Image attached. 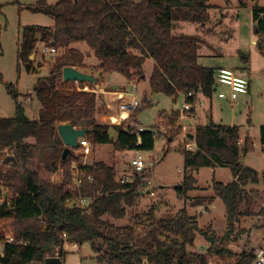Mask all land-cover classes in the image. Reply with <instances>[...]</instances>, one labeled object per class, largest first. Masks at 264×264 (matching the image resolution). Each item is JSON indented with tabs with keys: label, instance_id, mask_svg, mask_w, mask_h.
Segmentation results:
<instances>
[{
	"label": "trees",
	"instance_id": "1",
	"mask_svg": "<svg viewBox=\"0 0 264 264\" xmlns=\"http://www.w3.org/2000/svg\"><path fill=\"white\" fill-rule=\"evenodd\" d=\"M211 7L208 0H58L53 4L36 0L28 7L50 17L53 24L23 27L17 67L26 63V70H31L29 56L36 52L37 42L58 52L49 73L33 86L39 103L36 116L28 118L23 107L16 104L12 118H0V264H36L54 255L65 264V245L85 242L97 264H141L143 259L148 264H187L188 258L197 264L250 262L251 255L235 252L229 243L243 233H234L235 225L251 213V200L257 194L246 187L264 180V171L241 162L253 150V141L248 133L241 138L238 126L216 124L211 119L198 124L194 134L196 149H180L183 176L173 186L177 196L187 200L188 192L198 189L195 174L199 168L227 169L230 181L211 179L212 194L198 196L189 203L201 205L219 198L226 218L223 234L219 236L211 227H200L184 205L165 218L156 219L152 209L148 211L149 230L141 240L130 226L118 234L119 229L107 217H125L126 209L139 197L146 171L133 173L130 181L122 183L116 180L114 162L94 161L81 165L92 181L84 177L78 188L69 189V165L75 157L70 154L61 159L64 145L56 130L58 124L70 123L87 129L85 138L92 145L109 144L119 153L151 151L156 138L152 129L137 131L126 121L121 125L96 121L101 95L96 93L97 82L109 72H118L131 82L140 81L145 76L143 64L151 59V93L176 99L179 93L191 91L194 96L186 100L197 103L201 97L210 103L215 94L216 68L199 63L196 37L176 36L172 30L178 18L206 23ZM251 11L255 47L264 55V5H253ZM75 43H84L97 59L93 66L99 76L96 84L63 81L64 67H85V55L72 46ZM86 84L92 91L84 90ZM7 92L16 99L15 85L8 84ZM111 130L115 131L114 137ZM258 137L264 146V124L259 127ZM59 170L62 174L56 182L53 177ZM78 197L89 198V204L80 205ZM242 205L245 209H241ZM196 235L208 245L205 252L187 250ZM8 237L13 241H7Z\"/></svg>",
	"mask_w": 264,
	"mask_h": 264
},
{
	"label": "rangeland",
	"instance_id": "2",
	"mask_svg": "<svg viewBox=\"0 0 264 264\" xmlns=\"http://www.w3.org/2000/svg\"><path fill=\"white\" fill-rule=\"evenodd\" d=\"M35 1L0 0V118H12L15 114L16 104L23 107L28 118L36 116L39 103L33 93V86L38 78L49 73L52 66L53 57L40 56V50L45 44L38 42L35 46L37 54L33 57L29 56L31 70H26V63L19 64V67H17L16 56L22 40L23 27L28 25L48 27L53 24L50 17L28 9V7L34 5ZM57 1L47 0V3L53 4ZM208 4L212 7L208 9L209 20L206 23L178 18V20L173 21L172 34L176 36L191 35L197 38L198 61L200 64L214 68H229L248 78L251 86L250 95H247L246 101L243 102L241 100L244 96H240V101L238 99L240 104L235 108L226 104L220 107V101L217 100L218 98L214 94L212 112L217 121L230 123L233 119L236 125H247L248 120L249 124L260 121L264 123V55L260 54L255 47L256 35L253 30L251 11L253 5H264V0H208ZM72 46L81 52L84 50L87 64L97 62L96 58H93L94 60L87 59L90 57L88 55L90 52L84 43H75ZM152 63L151 59L145 60L143 64L144 79L136 82L138 98L141 100L143 95H149L151 102L142 104L126 121L134 127L152 129L156 134L152 151H143L147 166L145 169L146 177L142 181L140 190L148 189V195L144 194L136 198L135 204L126 209L125 217L121 219L107 217L119 229L118 234L130 226L134 228V233L139 240L149 230L148 211L152 209L153 216L158 219L173 216L176 208L183 207V201L173 189L174 185L180 183L183 176V155L180 149H186L185 143L190 142L193 151L196 149V144L194 141L195 128L190 127V130L188 128L183 130L181 126L191 125L196 127L198 122L204 121L205 114H208L206 111L208 105L203 104V101H201L202 104H199L200 101L197 100L198 104L195 109L197 123L193 120L183 121L179 119L177 111L181 109L184 102L182 96H177L174 99L161 93L153 94L150 92L148 77L152 69ZM94 75L96 79L99 77L96 73ZM101 81L103 83H100ZM112 83L119 84L126 95L130 94L128 81L118 72L104 73L102 77L100 76L97 86L99 84L102 87L103 84L104 88L102 89L111 92L110 85ZM8 84L15 85L16 99L8 94ZM85 88L86 91H91L87 84ZM96 93L98 96L100 95V92L96 91ZM100 96L97 100L96 121L110 125H121L117 124L118 121H114L115 124H113L103 120L106 118V115L102 114L105 111L103 108L105 100H102ZM112 107L114 108L113 103ZM106 120L112 122L111 115ZM110 132L114 137L115 131L111 130ZM249 135L254 142L253 150L243 156L241 162L258 171L264 170V153L261 151L256 139V130L250 129ZM89 145L90 152L87 155L72 150V155L75 158L71 160L85 163L94 161L114 162L116 180L125 178L131 173L128 161L134 151L119 153L114 152L109 144ZM214 173L218 179L230 174L225 168H217ZM212 175L210 168H199L195 174L197 184L206 186L209 184ZM128 178L131 180L132 176L129 175ZM53 179L58 182L60 175L56 174ZM252 188L257 191V194H254L255 196L251 200V213L242 216L240 221L237 222L234 233L240 231H243V233L236 236L237 238L232 241L233 243H230L233 250L247 255H252L257 246L264 245V180L260 179L257 184L249 185L246 190ZM186 204L187 202L184 205L186 206ZM221 207L224 213L222 203ZM245 207V205H242L241 209H245ZM219 210L220 208L216 209L214 213L211 210V215L219 216ZM202 215L205 216L206 214ZM218 218L220 219V217ZM199 226H202L201 223ZM255 231L258 232L257 235H262V239L258 243L253 238L254 235L256 237ZM221 232L215 231L219 236L222 235ZM201 240L202 238L196 235L195 247L192 246L188 251L201 252L205 243ZM68 244L65 245L67 264H97L95 254L91 251L87 242L75 245V248ZM1 251L2 246L0 245V253ZM144 261L143 259L142 263ZM187 264H197V262L193 258H188Z\"/></svg>",
	"mask_w": 264,
	"mask_h": 264
},
{
	"label": "built area",
	"instance_id": "3",
	"mask_svg": "<svg viewBox=\"0 0 264 264\" xmlns=\"http://www.w3.org/2000/svg\"><path fill=\"white\" fill-rule=\"evenodd\" d=\"M40 56L42 57H53L58 51L54 47H50L47 45H44V47L40 50ZM37 52L32 53L33 55H36ZM214 89L215 94L218 99L225 100L232 106L236 105L238 103V99L241 95L247 94L249 90V80L247 77L241 75L235 70L229 69V68H216V71L214 73ZM130 85V94L126 95V92L121 91H111L110 92V101L109 99H105V105L104 109L105 111L102 112L103 115H106V118L110 115H115L118 118V123L121 124L122 122H125L128 120L130 115L135 112L142 104H146L148 102H151L149 95H143L142 99L140 100L138 98V91L136 88V84L134 82L129 81ZM84 90L86 88L84 87ZM91 90V89H90ZM92 91V90H91ZM178 96L183 97V104L180 110L177 111V116L181 120H193L195 121V109L196 105L198 103H192L189 100H186V98H190L194 96V93L189 91L186 94H178ZM112 103H115V108L113 111ZM104 119L106 122L112 123L109 120ZM183 130H190V127L195 128V126L191 125H182L181 126ZM144 128L137 127V131H142ZM188 133H190L188 131ZM185 137V135H184ZM139 143V141H138ZM89 141L84 138H78L77 141V148L72 149L74 152H80L82 155H87L90 152V145ZM185 148L188 150H191V143L187 142L185 143ZM86 164L85 162H76L75 160H72L69 165V173H70V182L67 185L69 189L78 188L82 182V179L86 177L88 181H92L91 175H85V172L81 165ZM147 164L145 163V158L143 156V151L141 150H135L134 154L130 158L129 161V167L131 168V174L136 173H142L146 169ZM59 175L62 174V170H59ZM125 176V178H121V182H128L130 181L128 176ZM5 192V191H4ZM152 194V192H151ZM77 203L80 205H87L89 204V198L84 197H78L76 200ZM7 241L11 242L13 241L12 237H8ZM22 243V242H20ZM1 256V253H0ZM31 264V263H30ZM35 264V263H32ZM36 264H43V261H40ZM145 264V261L144 263ZM146 264H148L146 262ZM248 264H264V245L258 246L251 255V260Z\"/></svg>",
	"mask_w": 264,
	"mask_h": 264
},
{
	"label": "crops",
	"instance_id": "4",
	"mask_svg": "<svg viewBox=\"0 0 264 264\" xmlns=\"http://www.w3.org/2000/svg\"><path fill=\"white\" fill-rule=\"evenodd\" d=\"M257 5H259V4H257ZM259 6H263V5H259ZM37 37V39H40V37H39V35H37L36 36ZM38 43V42H37ZM41 43H43V42H41ZM84 50H82V52H83ZM89 51V50H88ZM90 52V51H89ZM91 53V52H90ZM90 57H88L87 59H93L94 57H92V54H88ZM31 57H33L32 55H31ZM94 60V59H93ZM86 60H84V63H85V67H83L82 69H78L79 71H81V72H84V73H87V74H91V75H93L94 77H95V73L96 74H98V72L95 70V69H93V66L94 65H96L97 63H98V61L97 62H94L93 64H87L86 62H85ZM152 66H153V63H152ZM89 67H92V68H89ZM77 69V68H76ZM103 75V74H102ZM96 78V77H95ZM125 78V77H124ZM126 81H128V80H126ZM100 83H103L102 81L100 82ZM128 83H129V81H128ZM135 84H136V82H134ZM98 90L97 91H99L100 92V94H101V98L103 99V100H105V99H109L110 98V96L111 95H109L110 94V92H108L107 90H105V89H102V88H104V85L102 84V87H100L99 86V84H98ZM100 88V89H99ZM110 91H121V86L119 85V84H111L110 85ZM250 92H251V86H250V84H249V90H248V92H247V94H245V95H241V96H244V97H242L243 98V100H241V102H243V101H246V99H247V97L250 95ZM108 95H109V97H108ZM248 95V96H247ZM247 96V97H246ZM240 98V97H239ZM198 100L200 101L199 102V104H202L201 103V101H203V104L204 103H206L207 105H208V107H207V109H206V111L208 112V114H205V119H204V121L203 122H198L197 123V118H196V114H195V122L197 123V124H205V123H207L208 121H209V119H211L214 123H216V124H220V125H228V126H238L239 127V131H240V136H241V138L244 136V134H246V133H248L249 134V130L250 129H252V130H256V135H257V141H258V144L260 145V149H261V151L264 153V146L263 145H261L260 143H259V137H258V130H259V127H260V125H262V124H264L263 122H255V124H249V120H248V123L246 122V124L247 125H244V124H241V125H236L233 121V119L231 120V122L230 123H223V122H221V120H219V121H217L216 120V118H214L213 117V112H212V101H213V99H212V101L210 102V103H208L207 101H205V100H203L201 97H198ZM217 100H219L220 102H219V106L221 107L222 105H230V107H232V108H235L236 106H238L239 104H240V102H238L236 105H234V106H232L231 104H229L227 101H225V100H221V99H217ZM239 101H240V99H239ZM113 105H114V108H115V103H113ZM114 108H113V111H114ZM100 117H102V116H100ZM112 117V123L113 124H115L114 123V118H113V116H111ZM221 119V118H220ZM104 120V119H103ZM217 121V122H216ZM244 132V133H243ZM253 139H255L254 137H253ZM254 143V142H253ZM152 151V150H151ZM217 168H222V167H215V168H210L211 170H212V173H213V175H212V177H211V179H215V180H217V181H222V182H227V181H230L231 180V175L229 174V175H224V178H222V179H218V178H216L215 177V169H217ZM257 170V169H256ZM258 171V170H257ZM264 170H261V171H258V172H263ZM211 179L209 180V184H210V182H211ZM181 182V181H180ZM198 183V182H197ZM209 184H207L206 186H201V185H199L198 184V189H195V190H192V191H190V192H188V194H187V200H185V199H181L182 201H183V206H184V204L187 202V204H186V207H187V211H188V213L190 214V215H192V216H195L196 217V220H197V222H198V224L200 225V223H201V227L202 228H206V227H211L213 230H215L216 232H219V231H222L221 233L223 234V232L225 231V227H226V218H225V210H224V213L222 212V207H221V200L219 199V198H216V197H214L212 200H210V202H207V203H205V204H201V205H190L189 203L191 202V201H193L196 197H198V196H207V195H211L212 194V190H211V187L209 186ZM163 186V185H162ZM160 188H161V186H160ZM148 193V189H144V190H139V197H141L142 195H144V194H147ZM148 195V194H147ZM223 205V204H222ZM218 208H220V210H219V216H214V215H211V210H213V213H214V211L216 210V209H218ZM223 208H224V206H223ZM179 209H181V208H176V210H175V213L176 212H178V210ZM153 210H154V208H153ZM174 213V214H175ZM206 214L205 216H203L202 214ZM218 217H220V219L218 218ZM156 218V217H155ZM204 219V220H203ZM200 221H202V222H200ZM256 232V231H255ZM256 234V237H255V235H254V241H256L257 243L258 242H260L261 241V239H262V235H257L258 234V232H256L255 233ZM221 236V235H220ZM195 241V240H194ZM201 242H203L204 243V240L202 239L201 240ZM230 243H233V242H230ZM230 243H229V245H230ZM73 246V248H75L76 246L75 245H72ZM193 247H195L194 246V242H193V245H192ZM192 246H189V247H187V250L188 249H190ZM66 247V246H65ZM207 247H208V245L206 244V243H204V247L202 248V250H201V252H205V250L207 249ZM230 247H231V245H230ZM253 247V246H252ZM258 247V246H257ZM235 252H237V250H234ZM199 252V251H198ZM239 252V251H238ZM65 264H67V260L65 261ZM72 264V263H71ZM73 264H77V263H73Z\"/></svg>",
	"mask_w": 264,
	"mask_h": 264
},
{
	"label": "water",
	"instance_id": "5",
	"mask_svg": "<svg viewBox=\"0 0 264 264\" xmlns=\"http://www.w3.org/2000/svg\"><path fill=\"white\" fill-rule=\"evenodd\" d=\"M63 81L85 82L96 84V78L84 72L79 71L74 67H64L62 69ZM57 133L64 145L61 159L65 160L70 154L72 149L77 148L78 138H84L87 129L76 128L70 123H62L56 126ZM43 264H62L60 258L57 255L48 256L43 260Z\"/></svg>",
	"mask_w": 264,
	"mask_h": 264
}]
</instances>
